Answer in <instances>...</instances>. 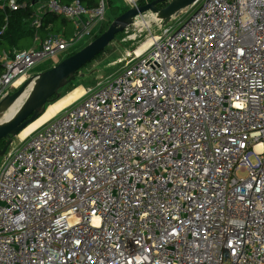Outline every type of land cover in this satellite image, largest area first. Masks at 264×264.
<instances>
[{"label": "built area", "instance_id": "1", "mask_svg": "<svg viewBox=\"0 0 264 264\" xmlns=\"http://www.w3.org/2000/svg\"><path fill=\"white\" fill-rule=\"evenodd\" d=\"M21 10L33 44L0 50V99L91 38L106 0H0V35ZM46 13L72 34L42 37ZM146 13L147 48L2 155L0 264H264V0Z\"/></svg>", "mask_w": 264, "mask_h": 264}, {"label": "water", "instance_id": "2", "mask_svg": "<svg viewBox=\"0 0 264 264\" xmlns=\"http://www.w3.org/2000/svg\"><path fill=\"white\" fill-rule=\"evenodd\" d=\"M195 0H150L137 7H129L115 16L106 29L87 42L80 49L68 54L49 68L39 71L34 78H28L13 92L0 99V140L6 141L0 147L2 156L11 144L13 137L18 136L22 129L37 119L49 104L52 95L60 97L59 90L67 85L79 69L92 61L104 50L116 35L134 22L137 15L151 12L165 25L172 16L179 14ZM166 2L164 6L159 3ZM83 75V73H80ZM27 90V92H26ZM26 92L15 111L4 118V113L13 106L20 96Z\"/></svg>", "mask_w": 264, "mask_h": 264}, {"label": "rangeland", "instance_id": "3", "mask_svg": "<svg viewBox=\"0 0 264 264\" xmlns=\"http://www.w3.org/2000/svg\"><path fill=\"white\" fill-rule=\"evenodd\" d=\"M122 1L123 0H114L115 4L117 5L120 4ZM122 3L128 7V5L124 1ZM184 14L185 13H182L181 16H183ZM112 17L114 16H112V14L109 11L108 6H106L105 18L101 21V24L105 22L103 23L105 25ZM171 19L173 21L174 18H171ZM56 20L58 21L60 20V18L57 17ZM168 23H171V20ZM101 24H99V26ZM158 25H159V22H155L153 17L149 13H146V15L139 16L137 20L135 21V24L131 26L130 30L127 33L123 31V33L120 36H118L114 41H112L108 45V47L104 50L102 54H100L97 58H94L92 62H90L86 67L83 68V70L80 72V73H83V75H80L79 73L80 77L75 80V83H77V86L73 88L71 91L65 93L63 96H61L57 100L65 98L67 99V102L64 104H67L71 102L72 100H74L75 98H77L76 96L78 94H79L78 96L83 94L84 89L86 87L93 86L98 80L111 76L114 73H116L125 64L127 59L135 55V52L139 54L143 50L142 49L138 51L139 47L142 46L144 42L148 40V38H150L149 31L156 32L158 30ZM98 28L99 27H97V29ZM53 31L54 33H58L64 36L70 35V33L68 35H65L63 30H60V28H58L57 30H53ZM134 33L137 34L135 38H134ZM89 39L90 38L82 40L74 48V50L79 48L82 44L86 43ZM22 44H25L24 41L22 42ZM18 46L21 47V45H18ZM63 55H67V54L65 53ZM49 61L50 60L46 61V63L44 64H46L47 66H51L55 64V62L51 63ZM76 93L78 94L75 95ZM57 100H55L54 102H56ZM15 107L16 106H13L12 109L7 110L6 114L7 115L10 114L12 110L15 109ZM18 138H21V137L19 135L15 136L13 137L12 141L18 142L19 140ZM1 161H2V156H0V162Z\"/></svg>", "mask_w": 264, "mask_h": 264}, {"label": "trees", "instance_id": "4", "mask_svg": "<svg viewBox=\"0 0 264 264\" xmlns=\"http://www.w3.org/2000/svg\"><path fill=\"white\" fill-rule=\"evenodd\" d=\"M62 2L65 3H69L71 0H60ZM85 6L87 7H91L94 6L97 3V0H80ZM150 1V0H149ZM123 2V1H122ZM115 4L114 0H106V6H108L110 13L112 14V16H117L118 14L124 12L128 7L123 4ZM166 4V2H161L158 4V6H164ZM28 14V10H21V11H14V12H8L7 15V27L5 28L4 32L1 34V38H0V46H16L18 48L21 47H26L29 45L30 43V38H31V34L33 31V28H31L29 26V21L27 20L26 16ZM112 17L105 25L103 22L99 28L92 34L91 38L87 41L89 42L90 40H92L93 38H95L96 36H98L102 31H104L106 29V27L108 26V24L111 22V20L114 18ZM4 18V14H0V25L4 22L3 20ZM57 17L54 16H50V18L48 17V19H45L44 21V26L48 24L49 22H53L54 25L52 26L53 28H51V30H57L61 24V21H63V24H66V20H64V18L61 20H56ZM43 31V30H42ZM65 35H68L69 32H65L63 31ZM123 32H120L116 35V38L118 36H120ZM24 41L25 44H22V42ZM86 42V43H87ZM86 43L82 44L79 48L77 49H73V51H69L67 53L71 54L73 52H75L76 50L80 49L82 46H84ZM18 45H21V47H19ZM108 46H106L104 48V50L107 48ZM104 50L102 52H100L95 58H97L100 54H102L104 52ZM66 56V55H65ZM92 62V61H90ZM89 62V63H90ZM89 63H87L86 65H84L83 67H81L79 69V71L77 72L76 76L67 84L65 85L63 88H61L59 90L60 93V97L63 96L65 93L71 91L73 88H75L77 86V83H75V80L77 78L80 77L79 73L83 70L84 67H86ZM50 66H48L47 68H49ZM46 69V68H45ZM59 97V98H60ZM58 98L55 95H52L49 99L48 103H52L55 100H57ZM6 141L5 138L0 140V147L4 144V142Z\"/></svg>", "mask_w": 264, "mask_h": 264}, {"label": "bare ground", "instance_id": "5", "mask_svg": "<svg viewBox=\"0 0 264 264\" xmlns=\"http://www.w3.org/2000/svg\"><path fill=\"white\" fill-rule=\"evenodd\" d=\"M151 38H148V40L146 42H144V44L142 46L139 47L138 51L140 50H144L145 48H147L149 46V44L151 43ZM142 50V51H143ZM141 51V52H142ZM27 92V90H26ZM26 92H24L20 98L16 101V103L13 106H18L21 102V100L23 99V97L25 96ZM80 93V92H78ZM78 93H76L75 95H77ZM79 95V94H78ZM76 96L77 98H79L80 96ZM77 98H75L74 100H76ZM74 100H72L71 102L64 104L67 102V99L62 98L60 100H57L54 103L49 104L45 111L34 121H32L30 124H28L24 129L21 130L20 134H18L21 138L26 137L29 133H31L32 131H34L36 128H38L37 126H41L42 124H44L46 121H48L51 117H53L57 112H59L62 108L66 107L67 105L71 104ZM11 106L9 109H12ZM15 107V109H16ZM8 109V110H9ZM15 109L12 110V112L10 114H6V112L4 113V118L10 116Z\"/></svg>", "mask_w": 264, "mask_h": 264}, {"label": "crops", "instance_id": "6", "mask_svg": "<svg viewBox=\"0 0 264 264\" xmlns=\"http://www.w3.org/2000/svg\"><path fill=\"white\" fill-rule=\"evenodd\" d=\"M40 1L41 0H31V2H32V4H33V8L34 7H36L39 3H40ZM98 1V0H97ZM0 14L2 15V13L0 12ZM50 16H54V17H58V18H60L61 20L63 19L62 17H59V16H55V15H52V14H44V17H43V24H44V21H45V19H48V17L50 18ZM64 20H66V24H63V21H61V24H60V26L59 27H57V28H60V30H63V31H65V32H69L70 33V35L72 34V32H73V24H72V22L70 21V20H67V19H65L64 18ZM59 22V21H58ZM3 24H4V22L0 25V30H1V27L3 26ZM42 24V26H41V28L39 29V34L43 37V36H45V34L46 33H48V32H54V31H52L51 30V28H53L52 26L54 25V23L53 22H49L48 21V24L47 25H43ZM29 26H30V23H29ZM55 26V25H54ZM31 27V26H30ZM32 28V27H31ZM43 30V31H42ZM4 32V31H3ZM33 33H34V30L32 31V36H31V38H30V43H29V45L28 46H26V47H21V48H18V47H16V46H0V50H2V49H6V50H9V49H11V48H15V49H23V48H27V47H29V46H31L32 44H33ZM70 35H68V36H70ZM1 36V35H0ZM68 36H65V37H68ZM1 38V37H0ZM48 66L46 65V64H42V65H39V67H38V69L39 70H43V69H45V68H47Z\"/></svg>", "mask_w": 264, "mask_h": 264}, {"label": "snow or ice", "instance_id": "7", "mask_svg": "<svg viewBox=\"0 0 264 264\" xmlns=\"http://www.w3.org/2000/svg\"><path fill=\"white\" fill-rule=\"evenodd\" d=\"M233 251H235V250H233Z\"/></svg>", "mask_w": 264, "mask_h": 264}]
</instances>
